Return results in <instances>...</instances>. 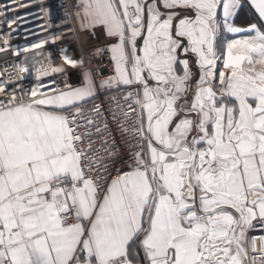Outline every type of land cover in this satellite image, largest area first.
I'll return each mask as SVG.
<instances>
[{
	"label": "snow or ice",
	"instance_id": "1",
	"mask_svg": "<svg viewBox=\"0 0 264 264\" xmlns=\"http://www.w3.org/2000/svg\"><path fill=\"white\" fill-rule=\"evenodd\" d=\"M73 18L112 74L0 100V264H264V0H77Z\"/></svg>",
	"mask_w": 264,
	"mask_h": 264
},
{
	"label": "built area",
	"instance_id": "2",
	"mask_svg": "<svg viewBox=\"0 0 264 264\" xmlns=\"http://www.w3.org/2000/svg\"><path fill=\"white\" fill-rule=\"evenodd\" d=\"M74 6L70 0H0V13H4L0 15V48H6L0 51V86L7 93H0V100H7L13 94L19 97L30 93L41 83L49 84L53 80L63 87L65 83L71 84L72 76L82 77L84 71H91L97 79L112 74L109 56L85 47L73 18ZM35 44L43 47L27 53L22 51ZM65 57L77 64L66 63ZM49 62L53 67L63 66L66 71L37 80L33 69ZM18 64L29 68L31 74L18 73ZM18 76L22 78L17 79ZM31 98L25 96V99ZM100 143L98 141L96 147ZM250 235H264V230L258 227Z\"/></svg>",
	"mask_w": 264,
	"mask_h": 264
},
{
	"label": "crops",
	"instance_id": "3",
	"mask_svg": "<svg viewBox=\"0 0 264 264\" xmlns=\"http://www.w3.org/2000/svg\"><path fill=\"white\" fill-rule=\"evenodd\" d=\"M70 1L71 3L73 2L74 5L77 4V0H70ZM253 13H254V10H250L248 6H245L243 10L239 12L238 16L233 18V20L231 21L233 23V26L247 29L248 21L253 19ZM77 26L81 33V39L86 48L101 49V48H104L107 44H109V41L105 38V36L100 30H97L96 35L94 37L88 31L81 30L78 23H77ZM247 34L248 33L246 31L241 32V33H236V34L222 32L221 37L219 38L220 47L218 48V51H223V49L226 47V44L229 40L242 38L243 36ZM105 54L107 53L105 52ZM218 70H222V61H218Z\"/></svg>",
	"mask_w": 264,
	"mask_h": 264
},
{
	"label": "rangeland",
	"instance_id": "4",
	"mask_svg": "<svg viewBox=\"0 0 264 264\" xmlns=\"http://www.w3.org/2000/svg\"><path fill=\"white\" fill-rule=\"evenodd\" d=\"M80 80H82V77H79L78 78L77 75L76 76L75 75L72 76L71 77V85H77Z\"/></svg>",
	"mask_w": 264,
	"mask_h": 264
}]
</instances>
